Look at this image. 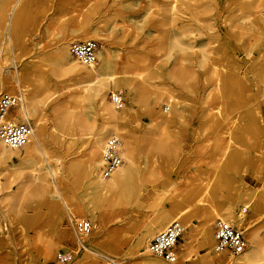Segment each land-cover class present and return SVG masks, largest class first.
Listing matches in <instances>:
<instances>
[{
  "label": "rangeland",
  "instance_id": "obj_1",
  "mask_svg": "<svg viewBox=\"0 0 264 264\" xmlns=\"http://www.w3.org/2000/svg\"><path fill=\"white\" fill-rule=\"evenodd\" d=\"M5 1L0 0V8ZM15 1L4 16L0 14V21L6 24L0 29V74L9 82V90L0 88V95L22 93L26 101L28 83L31 90L42 92L45 105L36 117L30 116V122L41 141L39 158L50 169L49 180L60 195L51 194L44 200L36 190L41 183L35 181V187L22 197L17 182L8 188L7 179L0 177V183L5 185L4 190L0 187V264H54L58 252L77 250V219H88L92 230L82 239L86 249L72 264H146L145 261L151 260L177 264L181 257L184 264H209L202 261L209 258L215 259L214 264H233L241 255L231 258L215 251L218 219L214 218L209 225L214 236L211 246L205 245L201 234L199 215L209 208V204L196 200L205 195L210 181L215 183L217 180L228 184L227 192L217 193L220 198H228L230 194L238 197L235 211L241 214V220L233 218L231 223L245 231L246 250L252 240L259 238L264 242V204L256 206V202L251 203L245 196L258 192L262 186L264 158L257 174H253V168H244V165H239L240 171L235 173L225 164L219 168L208 164L213 157L214 139L221 128L218 113L227 115L228 112L245 111L249 114L252 109L244 107L248 98L243 85L246 83L252 90L255 88L248 61L258 59L264 46L254 45L252 57L248 59L253 33L238 27L240 23L248 24L246 17L252 0H18L14 7ZM174 4L181 13L186 8L202 21L195 18L188 22L187 17L174 14ZM85 20H89L84 28L86 35H90L92 29L100 30L99 38L88 40L98 42L100 52L107 49L117 63L114 72L118 75L110 82L104 102L117 113L129 111L128 131L140 144L153 145L158 140L167 116L173 119L170 131L175 135L168 153L151 151L143 155L139 147L137 169L139 172L145 169V175L139 182L134 173L130 189L138 192L131 195L129 203H114L113 209L108 211L100 207V202L90 200L98 212L96 222L86 210L80 218L69 202L75 200L84 205L72 168L83 164L94 128L78 118L71 119V128L66 126L67 112L76 106L80 95L91 107L92 120L102 124L100 103L103 100L101 97L94 100L86 92L93 82H80L59 74L54 59L61 39H67L69 46L74 41H88L72 38L75 35L73 28ZM172 20L175 23L172 24ZM184 32H189L183 35L184 43L191 44L194 49L177 48L172 44L173 38ZM206 55L209 57L207 62L203 59ZM124 60L132 64L127 68L129 71L143 72V87L136 85L132 89V85L123 81L128 77L121 74L125 69ZM98 63L99 59L96 67ZM214 68L221 73V91H217V82L212 78ZM37 74L43 77L49 92L39 89L40 83L34 77ZM114 93L124 99V107L120 110L112 102ZM169 94L174 98L172 107L168 105ZM256 96L251 99L258 101L264 128V94L259 90ZM167 106L169 111H166ZM38 117L43 130L37 125ZM210 120L213 124L206 129ZM108 137L106 134L105 141ZM21 162L20 158L14 159V164ZM128 163L125 158L124 166ZM154 164L161 167L163 176L156 182H147L146 174ZM58 165L61 167L59 172ZM60 177L64 178L62 185ZM23 180L29 181V176ZM64 188L69 189L68 194ZM176 188L182 192H173ZM7 195L10 200L5 201ZM159 196L164 200L155 204L154 200ZM245 204L249 207L243 210ZM180 211L191 216V222L185 228L183 222L177 220L182 235L176 247V261L169 262L150 254L147 244L149 246L152 238L173 222L166 219L169 213ZM165 219L167 222L162 223ZM151 224L154 234L141 249H133L135 239L143 236ZM95 226V235H92ZM68 230L72 231L71 239L64 238L63 232Z\"/></svg>",
  "mask_w": 264,
  "mask_h": 264
},
{
  "label": "bare ground",
  "instance_id": "obj_2",
  "mask_svg": "<svg viewBox=\"0 0 264 264\" xmlns=\"http://www.w3.org/2000/svg\"><path fill=\"white\" fill-rule=\"evenodd\" d=\"M176 1L177 0H175V2ZM12 3L13 0H6L5 3L1 5L0 14H3L4 16L6 12L9 11ZM128 3L131 4V2ZM16 5H18V0L15 1L14 7ZM172 10L174 14L178 13L179 15L183 16V18L187 17L188 22H191L192 19H197V17L190 14L186 8L185 12L181 13L175 4L172 5ZM208 13L209 12L207 11L206 14ZM246 20L248 21V24L240 23L238 24V27L239 30H248L252 31L253 33V42L251 43V48H249L247 51L248 59H250L252 57L251 55L254 45L255 47L264 46V0L251 1L250 11L246 17ZM197 21L201 22L202 20L197 19ZM0 23V29H2V27L5 28L6 24L4 25V21L2 20ZM171 23L173 24L175 21L172 20ZM88 24L89 20L79 22V24L73 28L74 30H72V32L75 34L72 38H77L78 40L99 38L100 30L97 28L92 29L90 35L85 34L84 28ZM188 33L189 32H184L174 37L172 42L174 47L182 49L184 47H193L194 49L195 47L191 44L184 43L183 38ZM54 59L59 74L69 76L72 80L80 82H93L90 87L86 89V92H88L89 97L93 98L94 100H96L97 97H101V100H103L102 103H100V112L104 119L102 124H96L95 120H92V113L90 111L91 107L85 104L84 97L80 95L77 97L78 99L76 106L67 112L69 121L67 122L66 126L67 128H71V119L78 118L82 121V123L90 124L94 128V131L91 132L93 138L90 140L89 146L86 149L85 160H83V164L77 167L74 166L72 168L75 174V180L76 182H79L80 185L78 194L84 199V205L76 202L75 200L69 202L72 206L71 209L74 210L80 218H83L82 216H84V210H86V212L91 215L93 222H96L98 212L90 200H94L97 204L100 202V207L108 211L113 209L112 206L114 203H129L131 195L135 192H138V190L133 191L130 189V183L133 179L132 177L134 173H136V176L140 179L139 182H142L141 177L144 174L143 171L145 170L142 169L139 172L137 169L138 163L136 160L137 154L140 150L139 147L141 148L143 155L150 154L151 151L158 153H168L170 148L169 144L175 141V135L170 131V125L173 123V119L171 116H167L164 119V125L160 129L161 134L158 136V140H156L153 145H148L146 142L140 144L138 141H136L130 131H128L129 127L127 121L130 116L129 111L123 110L121 113H117L111 107V105H108L104 102L105 93L109 89L111 84L110 82L114 81V76L118 75L114 72L117 63L113 60L111 53L107 49L104 52L99 53V63L97 64V67L95 66L96 64L87 67L80 64L75 58L71 56L68 40L61 39L57 45ZM203 59L206 62L209 61V57L207 55ZM248 63L252 66L251 73L255 79V88L252 90L249 84L246 85V83H244L243 86L246 90V97L248 98V101L244 107H251L252 109L249 110V114H247L245 111L228 112L227 115H223L221 112L218 113V119L221 117V120L219 121L221 128L219 131H217L216 137L214 139L212 147L213 157L211 158L212 160L208 162V164L210 166L214 165L216 168H219V166L225 164L234 170L235 173L240 171L238 169L239 165H244V168H253V174H257V171L261 167V163L264 158V128L263 117L258 107V101L257 99L251 98L253 96L257 97L256 94L259 92V90H261V92L264 94V85H260L261 83H264V52L260 51L258 59L251 58ZM122 64L124 65L125 69H122L121 74L128 76L125 77L123 81H126L127 84L132 85V89H134L136 85L143 87V85H145L143 72L129 71L127 68H129L132 64L128 60H124ZM262 66L263 68L260 69ZM212 76V78L217 82V91H221L222 87L220 71L214 68L212 70ZM34 77H36L40 83V90H48V92L50 91V88L44 84L45 80L43 81V77L40 74H37V76ZM29 85L30 83H28L26 88L29 91V94L25 106L18 110L19 115L23 120H31L32 118L30 116L36 117L39 109H43L46 102L43 100V97H41L42 92L40 91L41 93L39 94L38 90H31ZM0 88L4 91L9 90V82L1 74ZM168 96V105L172 107L174 98L171 94ZM27 101H29V105L27 104ZM39 120L40 117L37 118V125L40 130H43L44 126L39 123ZM205 120L207 121V118ZM210 123L211 124L209 125L206 123V129L211 127L213 121ZM106 134L109 136L118 135L122 138L123 155L124 158L127 159V162H129L128 166L123 165V167H121L111 178L108 179L103 178L100 174V168L103 164V150L106 142ZM40 148L41 141L37 135H35L31 139L30 143L25 147V154H20V151H12L8 149L0 140V177H5L7 179L8 188L17 182L20 185L22 197H24L25 193H28L32 187H35V181L40 182L41 185L39 190L38 188L36 189L37 193L43 196L44 200H47L49 195L52 194V196H58L60 193L58 192L57 188L55 189V186H52V183L49 180V172H51L49 171L50 169L48 170L44 166V160L39 158ZM15 158H20L22 162L20 164H14ZM202 162L204 161H199V163ZM56 168L58 169V172L61 171V167H59V165ZM244 168H242V173L245 172V170H243ZM28 176L30 180L24 181L23 179ZM146 176H148L147 182L150 180H153L152 182H156L163 176V171L159 165L154 164L151 166V169H149L148 175L146 174ZM22 180L23 182H21ZM62 180H64V178H61L60 180L61 185L63 182ZM207 186L208 189H206L205 195H202L201 198L196 200V202L201 204H209V208L202 210L199 218L202 220L201 234L205 245L210 244L211 246L214 242V236L209 231V225L212 224L214 218L232 222L231 220H233V218H239L241 220V214L239 215V213H236L235 211V203L238 201V197L236 198L235 195L232 196L230 194L228 198L222 199L217 195V193L220 192H227L228 184H225L223 180H217L215 183L210 181ZM0 187L2 190H4L5 185L0 183ZM64 190L66 194H68L69 189L64 188ZM177 191L180 193L182 192L178 188L173 190V192ZM245 196L250 198L251 203L256 202V206L263 205L264 182L262 183V186L258 192H254L252 194L247 193ZM4 199L5 201L10 200V195H7ZM163 200L164 197L159 196L154 200V203L159 204ZM248 207L249 205L245 204L243 210H246ZM190 218L191 216L185 215V213L180 211L176 214L173 212L169 213V217L166 219H168V221L170 220V222L173 220L172 223L177 222V220L180 219L183 222L185 228H187L191 222ZM166 219L161 222L164 223ZM151 227L152 224L148 226L149 230H147L143 236H139L135 239L133 249L138 250L146 245L148 238L154 234V230H152ZM95 231L96 226L94 227V233H92V235H95ZM63 235L64 238L71 239L73 234L71 230H68L63 232ZM47 254L49 255L50 253L48 252ZM184 257L187 258V256ZM180 259L177 264H184L183 258L181 257ZM202 261H206L209 264L215 263L214 258H209ZM145 263L165 264L152 260L145 261ZM228 264L231 263L228 262ZM233 264H264V242H262L259 238L252 240L250 248L247 249Z\"/></svg>",
  "mask_w": 264,
  "mask_h": 264
},
{
  "label": "built area",
  "instance_id": "obj_3",
  "mask_svg": "<svg viewBox=\"0 0 264 264\" xmlns=\"http://www.w3.org/2000/svg\"><path fill=\"white\" fill-rule=\"evenodd\" d=\"M100 45L94 40L74 41L70 44V54L80 64L93 66L98 61ZM114 106L120 110L124 107V99L120 94L112 95ZM22 93L0 95V140L12 151H22L35 136V127L28 119H22L19 109L25 106ZM169 111V106L166 107ZM123 140L118 135H111L105 142L103 164L100 174L103 178H111L123 165L125 158L122 152ZM75 229L79 236L77 250L60 251L54 264H72L75 257L86 249L82 239L90 234L92 224L88 219L75 220ZM245 231L234 223L217 220L215 224V251L226 253L231 258L242 255L247 248ZM182 235L179 223L170 224L164 231L155 235L149 243L150 254L169 262L176 261V247Z\"/></svg>",
  "mask_w": 264,
  "mask_h": 264
}]
</instances>
